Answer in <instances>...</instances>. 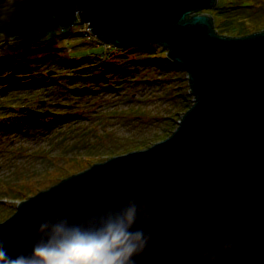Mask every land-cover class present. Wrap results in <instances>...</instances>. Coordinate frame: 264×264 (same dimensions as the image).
<instances>
[{
	"label": "water",
	"instance_id": "obj_1",
	"mask_svg": "<svg viewBox=\"0 0 264 264\" xmlns=\"http://www.w3.org/2000/svg\"><path fill=\"white\" fill-rule=\"evenodd\" d=\"M74 1L101 40L166 47L185 69L193 100L164 138L94 161L20 200L0 220V239L20 250L45 212L135 192L156 205L139 264H206L201 251L218 247L223 234L239 246L219 249L221 264H264V28L218 32L212 15L198 10L217 0ZM19 110L30 118L53 113Z\"/></svg>",
	"mask_w": 264,
	"mask_h": 264
},
{
	"label": "rangeland",
	"instance_id": "obj_2",
	"mask_svg": "<svg viewBox=\"0 0 264 264\" xmlns=\"http://www.w3.org/2000/svg\"><path fill=\"white\" fill-rule=\"evenodd\" d=\"M28 1L30 0H0V41L16 37L15 31L20 28L23 33L27 26L29 31H34L37 28L35 21L41 22L44 19L43 22L47 25L42 32H40L41 28L36 30V32L40 30V33H37V39L56 37L57 35V40H53L51 45L71 47L66 51H64L65 48H63L64 50L62 48L53 50L52 52L60 53L58 56L67 55L69 58L76 59L85 55L89 57V55L104 53L105 49L102 43L98 44L94 42L93 38V40L87 39L77 34H73L75 37L71 34L69 36L65 32L66 30L61 33L60 22L52 23L51 19L45 18L49 10L55 7L59 20H63L65 24L71 20L78 21V15L71 9L73 7L72 0H45L47 2L44 1V4L34 9L35 16L33 17L35 19L30 25L25 23L26 20L21 17L12 20L13 18L2 16L13 9L25 6L24 2L28 3ZM236 1L242 3L246 0ZM250 1L251 5L247 8L254 12L264 10V0ZM198 10L209 12L208 7ZM222 19L221 17L215 18V28L222 22ZM79 21L77 23H81ZM242 22L248 28L253 26L250 21ZM252 30H256V28L250 29V31ZM154 43L128 46L124 51L125 55L115 57L114 64L119 69L105 70L106 66H100L104 69L99 70V65H94L96 68L91 69V62L98 64L100 59L98 57L86 58L83 64H87L90 68L83 70L71 69L70 66L61 67L63 70L61 73L69 75H65L62 78L63 83L59 85L56 84L53 87L45 85L46 91L43 89L44 87L36 84L29 89L24 88L32 99L37 97L56 99L61 96L66 105L61 108L59 119H54V117L48 119L51 124L49 127L41 123L35 128L36 131L33 134H14L7 143L6 139H2V135L0 136V187L4 178L7 179L6 185L10 183L11 174L23 175L28 179H32V176L39 178L41 170L45 171V169L63 164L69 157L79 163L83 162L76 169L74 167L75 170L61 176L64 177L89 166L94 161L104 160L112 154L125 152L132 148L145 147L169 134L176 124L175 119L188 106L185 104L191 103L192 94L188 92L189 83L184 69L165 55V47H163L164 50L160 49ZM9 50L6 42H3V47L0 49L1 54H9ZM44 52L37 54L40 65L39 62L30 60L33 65L32 71L44 70L47 59ZM109 58L111 59V57ZM80 63L77 65L78 68L83 66ZM97 68V73L92 72ZM88 69L93 73V78L96 81L97 77L104 75L103 73L108 77L106 81L93 84L94 87L97 86V91L89 92L82 88L83 84L88 82L83 77V72ZM73 75L76 77L71 79ZM110 84L116 85L118 87L116 90L119 93L106 91L107 89L103 86ZM68 85L75 87L76 90L67 87ZM180 100L184 103L181 104ZM17 146H21L24 155L17 154L20 157L13 158ZM9 148L10 151H8ZM25 152H29V156L26 157L27 153ZM7 176L9 177L7 178ZM59 179H52L53 181L49 185L40 189L50 186ZM38 190L26 194L23 198ZM0 199L10 200L12 205L16 204L18 200L17 197L4 194L0 195ZM11 208L12 206H6L0 202V214H3L0 216V220L11 213Z\"/></svg>",
	"mask_w": 264,
	"mask_h": 264
},
{
	"label": "trees",
	"instance_id": "obj_3",
	"mask_svg": "<svg viewBox=\"0 0 264 264\" xmlns=\"http://www.w3.org/2000/svg\"><path fill=\"white\" fill-rule=\"evenodd\" d=\"M31 1V0H30ZM28 1L24 2L23 4L25 6L16 8L11 10L10 12L4 13L7 16V18H13L17 19L18 17L24 18L26 21L25 23H29V25L34 21L35 14L34 9L44 4L45 0H32L31 2ZM45 1V2H44ZM22 4V5H23ZM251 5L250 0H246L242 3L237 2L236 0H218L217 5L215 7L208 8L209 13L213 16V21H215L216 17H221L222 22H218V26L216 28L218 29V32L223 34H240L244 32L250 31V29H259L264 28V10L261 11H252L250 8H247ZM264 8V6H263ZM262 8V9H263ZM52 11H55V7L51 8ZM213 9V10H210ZM56 12V11H55ZM242 21H250V23L253 25L251 28H248L246 24H244ZM35 26L37 28L34 31H29L28 26L27 29L24 28L25 33H23L22 28L15 31V35H17L14 38L11 39H5L4 41H0V49L3 47V42H6V45L9 50V54H1L0 52V136L2 135V139H6V143L9 142V139L14 134H33L36 130L35 128L42 123L44 120H31L29 118L24 117L23 115L19 114L17 110V106L19 105V102L22 99H32L29 92L24 90V88L29 89L34 84L38 86L44 87L45 85H54L55 81L58 78L53 77L54 75H59V70L62 71L61 67H67L70 66L71 69H86L89 66L87 64H83L86 60V58H92V57H98L100 59V63H92L90 66L92 68H96L94 65H99V70H102L100 66H106L105 70L108 69H119L117 65H115V57L118 55H125L124 51L128 46H120V45H114L112 44L110 48H107V50L104 52V54H95V55H87L80 57V58H69L67 55L58 56L60 53L58 52H52L53 50H57V45H54L52 43L53 40H57L56 37H49V38H42L37 39V33H40L43 31V28L46 27L43 24H41L38 21H35ZM41 28L38 32V30ZM62 33V32H61ZM77 34L73 32L71 35ZM79 34V33H78ZM83 37V36H82ZM150 43V42H149ZM148 43V44H149ZM146 43V45H148ZM158 48L163 49L162 46L158 45L157 43H154ZM145 45V43H144ZM109 49L113 50L110 51ZM164 50V49H163ZM45 51V52H44ZM44 52V55L47 56L46 62L54 63L57 65L58 69L57 73H54L53 75L47 76L44 75L42 72H36L32 68L31 61L39 62L37 54H41ZM107 52V53H106ZM109 55V56H108ZM157 55V54H154ZM166 55V54H165ZM104 56V57H103ZM111 57V59L109 58ZM114 58V60H112ZM31 60V61H30ZM81 62V63H80ZM79 63L83 66L81 68H78L77 65ZM40 65V62H39ZM49 65V64H48ZM89 67V68H90ZM104 69V68H103ZM92 72L97 73L98 68L95 70H92ZM91 71L86 70V72H83V77L87 79V86H93L94 83L100 82V81H106L108 77L105 73L101 77H97L98 80L96 81L93 77V73ZM69 75L67 73H62V76ZM76 77V75H73L71 79ZM107 77V78H106ZM52 79V81H50ZM103 86L105 89L111 88L115 89V86ZM73 90H76L75 87H73ZM46 91V90H45ZM54 94V93H53ZM30 95V96H29ZM61 97V96H60ZM181 101V100H180ZM184 103V101H181V104ZM185 105H189L185 104ZM185 108V107H184ZM187 108V107H186ZM58 115V114H57ZM176 120V119H175ZM43 124L47 125L48 127L51 126V124L46 121L43 122ZM4 134V135H3ZM16 154H22V148L21 146H17L14 150ZM83 163V162H81ZM81 163L71 160V157H69L65 163L58 164L57 166H54L53 168L45 169V171L41 170L39 178H33L28 179L26 176H20L18 174L12 175L11 174V180L9 184H5L7 182V179H2V185L0 187V195H6L11 197H17L18 200L23 199L26 194H30L31 192L36 191L37 189H40L43 186L49 185L52 179L61 178L62 175L66 174V172H70L71 170H75L76 167L79 165H82ZM73 165V166H72ZM72 166V167H71ZM75 167V169H74ZM71 168V169H69ZM62 169V170H61ZM69 169V170H67ZM9 176H7L8 178ZM0 202H2L6 206H12V208L15 209L16 204H13L10 202V200H2L0 199ZM11 208V213L14 209ZM0 216H3V214ZM5 218V217H4Z\"/></svg>",
	"mask_w": 264,
	"mask_h": 264
},
{
	"label": "clouds",
	"instance_id": "obj_4",
	"mask_svg": "<svg viewBox=\"0 0 264 264\" xmlns=\"http://www.w3.org/2000/svg\"><path fill=\"white\" fill-rule=\"evenodd\" d=\"M156 205L135 192L99 205L86 204L67 212H45L34 221L31 239L20 250L0 239V264H139L153 232ZM216 248L205 247L206 264H221L219 249L239 246L230 234Z\"/></svg>",
	"mask_w": 264,
	"mask_h": 264
},
{
	"label": "bare ground",
	"instance_id": "obj_5",
	"mask_svg": "<svg viewBox=\"0 0 264 264\" xmlns=\"http://www.w3.org/2000/svg\"><path fill=\"white\" fill-rule=\"evenodd\" d=\"M244 33H245V32H244ZM182 112H183V111H182ZM182 112H181V113H182ZM181 113H180V114H181ZM180 114L178 115V117H177V119H176V124H177V120H178ZM176 124H175V125H176ZM167 135H168V134H167ZM167 135H166V136H167ZM164 137H165V136H164ZM164 137H162V138H164ZM162 138H159V139H157V140H160V139H162ZM157 140H155V141H157ZM155 141H153V142H155ZM138 148H141V147H138ZM92 159H93V158H92ZM80 170H81V169H80ZM77 171H78V170H77ZM61 178H62V177H61Z\"/></svg>",
	"mask_w": 264,
	"mask_h": 264
}]
</instances>
